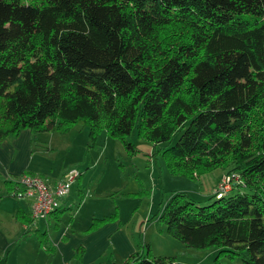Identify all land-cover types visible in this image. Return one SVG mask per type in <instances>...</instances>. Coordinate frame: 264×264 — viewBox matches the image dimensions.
Returning a JSON list of instances; mask_svg holds the SVG:
<instances>
[{"label": "trees", "instance_id": "1", "mask_svg": "<svg viewBox=\"0 0 264 264\" xmlns=\"http://www.w3.org/2000/svg\"><path fill=\"white\" fill-rule=\"evenodd\" d=\"M77 123L128 154L135 131L175 175H237L204 205L172 193L159 218L185 247L264 264V0H0V143ZM126 262L178 264L148 247Z\"/></svg>", "mask_w": 264, "mask_h": 264}, {"label": "rangeland", "instance_id": "2", "mask_svg": "<svg viewBox=\"0 0 264 264\" xmlns=\"http://www.w3.org/2000/svg\"><path fill=\"white\" fill-rule=\"evenodd\" d=\"M36 134L38 141L31 150L33 156L29 170L55 179L76 169L79 176L70 184L69 192L60 202L63 209L60 219L55 220L50 215L47 219L36 218L28 229L22 228L14 215L19 205L27 211L29 200L12 195L0 177V236L10 242L5 249L7 264H58L53 252L37 255L32 248L36 243L34 235L37 228L47 229L49 236L54 238L61 228L70 227L68 230H72L75 236L83 238L94 218L112 213L117 214L114 221H118L125 235L129 234L136 240L135 249L146 252L148 247L151 256H170L178 264H243L240 256L230 258L220 254L217 247L204 250L185 247L166 232V226L159 218L172 193L185 192L204 205L209 202L207 197L215 194L222 183L229 181L231 187L237 183V175H225L220 168L203 174L199 179L172 174L163 158L153 155V145L138 139L135 131L126 138L138 149L134 154H128L123 143L104 130L92 145L88 139V127L79 123L71 125L63 133L57 131L53 136L49 131ZM26 174L38 175L49 183L47 178L37 173ZM79 189L84 193L82 200L78 198ZM68 205H71L70 209ZM24 234L30 236L28 240L29 236L26 237L27 244L22 240Z\"/></svg>", "mask_w": 264, "mask_h": 264}, {"label": "crops", "instance_id": "3", "mask_svg": "<svg viewBox=\"0 0 264 264\" xmlns=\"http://www.w3.org/2000/svg\"><path fill=\"white\" fill-rule=\"evenodd\" d=\"M49 132L53 136L57 131L52 130ZM36 133L38 132H33L30 129H23L16 136H9L0 143V177H2L3 180L7 178L18 180L23 173L27 172L42 175L48 179L49 183L53 184L60 178L61 175L55 179H51L46 175L36 172V170H29L30 160L33 156L31 150H33L32 147L35 145V142L38 141V135ZM42 138L48 139V137L44 138V136H42ZM46 140H43V142L47 143ZM222 175L223 173L216 180L217 182ZM12 191L13 190H11V192ZM80 191L79 189V192ZM64 198L65 196L59 201V211L50 214L55 220L60 219V213L63 210L60 206V202L64 200ZM28 200L30 208L27 211L23 205H19L18 209L23 210L27 214L29 213L31 216V200ZM70 207L71 205H68L69 209ZM14 217L16 218V213ZM31 218L33 220L27 224L21 222L17 218L16 220L21 223L22 228L28 229L30 223L36 219L33 217ZM37 219L39 220L40 218ZM41 219H47V217ZM114 220L101 223L95 228H90V224L87 229L88 233L84 235L83 238L75 236L72 230H68L70 227L61 228L54 238L49 236L47 229L42 231L37 228L36 235H34L36 243L33 244L32 248L35 249L37 255L41 252L45 254L53 252V258L58 259V264H126L129 256L136 251V240H134L133 236L130 237L129 234L125 235L118 221ZM18 234L17 232L16 235ZM16 235L14 237H16ZM28 236L24 234V239H22L26 244L27 240L30 239V236ZM26 237H28L27 240ZM42 242H45V245H43ZM9 243L6 237L0 236V264L8 263V256L5 253V249L9 247ZM4 258L6 259L4 260Z\"/></svg>", "mask_w": 264, "mask_h": 264}, {"label": "built area", "instance_id": "4", "mask_svg": "<svg viewBox=\"0 0 264 264\" xmlns=\"http://www.w3.org/2000/svg\"><path fill=\"white\" fill-rule=\"evenodd\" d=\"M79 176L76 169H71L54 184L38 175L23 173L18 179L16 197L31 200L30 214L33 218H46L59 207V201L69 191L70 184ZM230 178V177H229ZM225 182V181H224ZM231 190L229 181L222 183L215 192V196L221 197Z\"/></svg>", "mask_w": 264, "mask_h": 264}]
</instances>
